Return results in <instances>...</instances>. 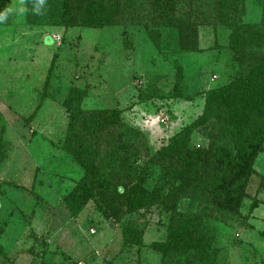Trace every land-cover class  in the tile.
<instances>
[{"label": "rangeland", "instance_id": "374dc122", "mask_svg": "<svg viewBox=\"0 0 264 264\" xmlns=\"http://www.w3.org/2000/svg\"><path fill=\"white\" fill-rule=\"evenodd\" d=\"M118 1L116 21L100 29L49 26L42 13L48 6L35 15L33 0H23L27 13L0 24V264H177L172 254L163 257L151 246L165 241L171 215L202 217L198 232L211 241L212 254L190 264H264V143L246 160L252 172L244 178L234 217L207 207L208 176L206 183L180 188L174 206L171 198L166 208L155 204L123 213L118 222L105 220L93 201L76 218L65 208L64 197L84 175L62 150L68 123L62 103L70 88L82 92L85 113L122 111L116 133L135 151L120 150L103 137L96 148L102 158L116 154L124 160L110 167H133L129 185L139 183L136 176L146 168L141 187L154 191L172 171L157 151L201 115L206 91L226 85L242 67L227 50L229 31L212 15L186 18L197 26V48L182 49L145 2L134 0L128 8ZM20 2L0 0V8ZM244 8L243 25L264 23V0H245ZM178 79L180 98H166ZM147 86L162 98L139 103ZM209 144L205 132L190 138L194 148L206 151ZM129 218L142 234L139 246H123L122 223ZM181 264L189 263L184 258Z\"/></svg>", "mask_w": 264, "mask_h": 264}, {"label": "trees", "instance_id": "16d2710c", "mask_svg": "<svg viewBox=\"0 0 264 264\" xmlns=\"http://www.w3.org/2000/svg\"><path fill=\"white\" fill-rule=\"evenodd\" d=\"M142 1L151 7L156 24L175 32L182 49L197 48V26L186 18L212 15L229 31L227 50L242 67L229 83L206 91L201 115L170 137L167 145L157 151L155 156L172 171L164 175L166 183L162 189L154 191L141 187V175L146 168L136 176L139 183L129 185L125 181L126 178L132 179L129 176L133 167L127 164H120L118 170L110 167L113 162H120L122 157L110 154L109 160L102 158L96 148L103 137L107 144L120 150L135 151L134 147L120 143L123 135L116 133L122 126V111L111 109L85 113L80 108L82 92L70 88L62 103L68 116L62 150L84 170V175L64 197L65 208L76 218L93 201L105 220L118 222L123 213L134 214L155 204L166 208L171 198L174 206L180 188L206 183L204 176H208V185L204 184L207 207L220 209L234 217L239 213L244 198V178L252 172L250 162L246 160L260 152L264 143V23L258 27L242 24L245 0ZM206 2L210 4L205 6ZM125 3L129 8L135 1L125 0ZM120 10L118 0H50L47 9L42 8V13L47 15L49 26L100 29L113 25ZM179 88L178 79L166 98H180ZM154 98L162 97L147 86L139 95L138 102ZM194 132H205L210 142L208 150L190 145ZM110 173L117 176L115 184L108 177ZM225 180H228V185H223ZM158 181H163V178ZM175 183L179 186L173 188ZM201 218L171 215L165 241L153 243V250L163 257L172 254L177 264H181L184 258L189 264L209 258L211 241L198 232ZM122 235L124 247L142 244V234L130 218L122 223Z\"/></svg>", "mask_w": 264, "mask_h": 264}, {"label": "clouds", "instance_id": "9594fccd", "mask_svg": "<svg viewBox=\"0 0 264 264\" xmlns=\"http://www.w3.org/2000/svg\"><path fill=\"white\" fill-rule=\"evenodd\" d=\"M47 3V0H33L31 12L35 15H41L40 8ZM29 9L24 6L23 0H21L19 5L8 4L3 8H0V24L5 23L8 18L14 14L27 13Z\"/></svg>", "mask_w": 264, "mask_h": 264}]
</instances>
